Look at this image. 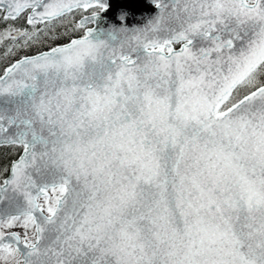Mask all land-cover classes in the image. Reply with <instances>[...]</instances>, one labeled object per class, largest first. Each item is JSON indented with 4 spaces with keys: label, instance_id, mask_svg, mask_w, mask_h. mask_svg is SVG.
I'll list each match as a JSON object with an SVG mask.
<instances>
[{
    "label": "snow or ice",
    "instance_id": "1",
    "mask_svg": "<svg viewBox=\"0 0 264 264\" xmlns=\"http://www.w3.org/2000/svg\"><path fill=\"white\" fill-rule=\"evenodd\" d=\"M153 3L0 0V264H264V0Z\"/></svg>",
    "mask_w": 264,
    "mask_h": 264
},
{
    "label": "water",
    "instance_id": "2",
    "mask_svg": "<svg viewBox=\"0 0 264 264\" xmlns=\"http://www.w3.org/2000/svg\"><path fill=\"white\" fill-rule=\"evenodd\" d=\"M105 3L108 5L107 10L100 14L97 24L91 25L92 27L98 29L113 26L128 29L142 27L159 11L153 0H105ZM121 16L123 19L120 18Z\"/></svg>",
    "mask_w": 264,
    "mask_h": 264
},
{
    "label": "trees",
    "instance_id": "3",
    "mask_svg": "<svg viewBox=\"0 0 264 264\" xmlns=\"http://www.w3.org/2000/svg\"><path fill=\"white\" fill-rule=\"evenodd\" d=\"M81 13L77 12V13H73V16L75 17L76 20H78V18L80 17ZM68 28H71V25H68ZM65 28L61 27L58 28L57 31L60 33H64L65 32ZM82 33L80 32H75V33H70V35L68 37H64L60 42H67V40L69 38H76L79 37ZM4 52H5V47L4 46H0V70H2L5 65L8 63L7 59L4 58Z\"/></svg>",
    "mask_w": 264,
    "mask_h": 264
},
{
    "label": "flooded vegetation",
    "instance_id": "4",
    "mask_svg": "<svg viewBox=\"0 0 264 264\" xmlns=\"http://www.w3.org/2000/svg\"><path fill=\"white\" fill-rule=\"evenodd\" d=\"M81 15H82V14H81ZM81 15H80V16H81ZM81 35H82V34H81Z\"/></svg>",
    "mask_w": 264,
    "mask_h": 264
},
{
    "label": "rangeland",
    "instance_id": "5",
    "mask_svg": "<svg viewBox=\"0 0 264 264\" xmlns=\"http://www.w3.org/2000/svg\"><path fill=\"white\" fill-rule=\"evenodd\" d=\"M79 18H80V17H79ZM79 18H78V19H79Z\"/></svg>",
    "mask_w": 264,
    "mask_h": 264
}]
</instances>
